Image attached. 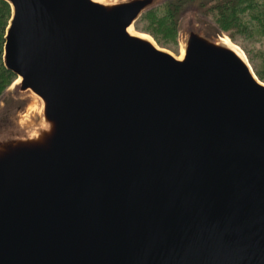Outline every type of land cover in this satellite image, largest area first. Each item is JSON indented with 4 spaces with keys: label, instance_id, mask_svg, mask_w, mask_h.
Masks as SVG:
<instances>
[{
    "label": "water",
    "instance_id": "1",
    "mask_svg": "<svg viewBox=\"0 0 264 264\" xmlns=\"http://www.w3.org/2000/svg\"><path fill=\"white\" fill-rule=\"evenodd\" d=\"M7 1L4 64L39 122L0 136V264H264L245 51L211 29L182 57L131 33L158 0Z\"/></svg>",
    "mask_w": 264,
    "mask_h": 264
},
{
    "label": "trees",
    "instance_id": "2",
    "mask_svg": "<svg viewBox=\"0 0 264 264\" xmlns=\"http://www.w3.org/2000/svg\"><path fill=\"white\" fill-rule=\"evenodd\" d=\"M192 5L199 15L213 21L216 33L227 35L245 51L264 82V0H165L145 11L135 22V29L150 34L159 46L176 53L182 17ZM12 14L11 4L0 0V97L17 78L3 60Z\"/></svg>",
    "mask_w": 264,
    "mask_h": 264
},
{
    "label": "rangeland",
    "instance_id": "3",
    "mask_svg": "<svg viewBox=\"0 0 264 264\" xmlns=\"http://www.w3.org/2000/svg\"><path fill=\"white\" fill-rule=\"evenodd\" d=\"M107 1L119 2L122 0ZM158 1L160 3L165 0ZM214 26L210 18H204L198 14L195 6H190L182 17L179 50L174 53L176 55L181 54L182 42L190 27L214 30ZM38 99L31 91H20L18 85L13 82L10 88L0 97V136L24 131L28 127L37 124L39 118L31 110L33 106H39Z\"/></svg>",
    "mask_w": 264,
    "mask_h": 264
},
{
    "label": "bare ground",
    "instance_id": "4",
    "mask_svg": "<svg viewBox=\"0 0 264 264\" xmlns=\"http://www.w3.org/2000/svg\"><path fill=\"white\" fill-rule=\"evenodd\" d=\"M100 1H105V0H100ZM130 32L131 33H134V34H137V35H140L142 37H145L147 39H150L151 41H153V39L147 35V34H143V33H139V31H136L134 28H130ZM219 41L229 47H231L232 49H234L244 60L247 61V58L246 56L244 55V53L241 51V49H239V47L236 45V43H234L230 37H228L227 35H222L220 38H219ZM154 42V41H153ZM155 43V42H154ZM156 44V43H155ZM185 53V47L182 45V48H181V54H180V57H182ZM20 80V78H18L14 83L16 84L18 81Z\"/></svg>",
    "mask_w": 264,
    "mask_h": 264
}]
</instances>
